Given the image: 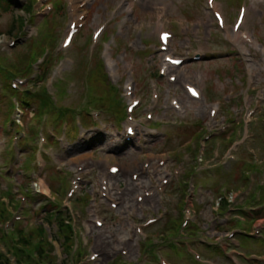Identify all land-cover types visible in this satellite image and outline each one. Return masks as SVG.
Here are the masks:
<instances>
[{
    "label": "rangeland",
    "instance_id": "obj_1",
    "mask_svg": "<svg viewBox=\"0 0 264 264\" xmlns=\"http://www.w3.org/2000/svg\"><path fill=\"white\" fill-rule=\"evenodd\" d=\"M37 1L38 2L34 5L31 17H29V15H23L21 11L27 3V0H10L12 3L10 10L5 12L2 10L0 11V48L1 42L12 40L19 36L16 35L13 38V36L7 34L8 25L15 16H22L27 25L25 31H23L19 38L23 43L28 40V37H26L28 27H30L28 25L31 24L32 19L37 17L36 12L40 11L45 7L46 3L50 2L45 0ZM60 1L65 2L66 0ZM60 1L53 0L54 12L51 14V19L54 18L56 20L59 18V10L63 8V4ZM82 1L84 0H76L77 3ZM124 1L126 0H90V4L86 5L84 9L81 10V12L88 13L87 26L76 40L73 48L65 53L60 52L59 46L64 36V30L70 21V17L67 16L65 11H62L60 14L61 24L55 30V49L52 51L50 50V56H58L57 59H59V61H53V64L57 62L47 77L48 83L57 84L61 81L63 82L65 90L67 89L66 95L56 102L57 108L62 110H74V108L77 109L81 106L82 102L85 107L90 101L93 108H98L97 110L102 111V120L107 124V130H103L105 132L93 142L90 148L87 142L77 141L78 134L76 137L70 138L68 142L61 143L57 146L56 155L59 157L58 159L62 166V170L65 172H74L78 167L83 165L90 166L89 171H92L91 175L88 177L90 181L88 180L86 183L82 184V192L87 194L99 189V173L103 169L101 168L102 166H106L108 163V165H117L121 169V173L111 179V184L115 187H120V190L123 192L120 196V202L118 203L119 207L115 213L108 216L107 226L99 230L96 235L93 236V248L100 253L97 264L111 263L117 256H120L119 249L122 248V241L127 239L128 234L125 225L118 220L119 215L124 213L128 214L131 209L136 208L135 198L142 193L141 187L150 183V180H144L145 178H141L138 182H132L130 180V175L138 172L143 161L142 159L150 158L153 165H155L156 161L160 158H170L163 170V175L167 174L170 177L171 184L161 197L149 200L148 203H146V207L150 213L154 212L155 215L157 212H163L165 218L169 214L175 217L179 210H177L175 205L179 201L180 189H182L184 183L183 179H181L178 184L173 177L171 178L170 173L174 167H176L178 171H181V173L191 167L189 165V160L181 158V154L185 151L186 145H191L193 148L195 147L191 137L185 139L184 133L182 134L183 130L193 131L196 129L200 130L201 127H213L216 121L212 122L207 118V110L210 106L209 104H212L215 100L222 105L223 109L218 123H221L223 120H228V118H238L239 116H237V114L242 112V108L237 107L233 103V97L239 96L241 89L244 87V65L240 61V55L232 52L234 51L232 48L235 47L229 45L225 41V35L219 32L204 0H138L133 7L131 15H119L114 19V13H112V11ZM218 1L223 7L226 20L231 24L237 12L239 5L238 1L242 3V0ZM245 1L248 10L245 30H249L256 36L255 40L258 45L264 46V0ZM160 14L164 16V29L171 30L174 33V40L171 42V50L176 51L177 56L187 58L195 53L204 52L207 54V57L200 63L202 67L201 70H198L200 65L191 64L186 61V64L177 71L179 82L177 81L175 85H169L166 81L159 83L161 86L162 98L165 102L168 96H179L182 111L178 113L172 111L165 112L163 110L165 102L162 101L154 119L157 120V123L158 119L159 121H167V119L170 118L169 113H173V119L178 120V122H186L184 126L181 125L180 127L182 128L175 127L176 129H169L170 133L167 135L161 133L160 136L148 146H142L141 143L137 141L134 142L133 145L128 146L125 145L121 139L123 124L122 121L119 120L120 114L118 112L122 110V105L117 103L118 100L110 103V106H108V103H101L99 96L101 94L105 95L106 89H102L99 86L98 88H93L92 95L89 96V98L87 97L89 95L87 93L89 84L87 85V83L89 82L84 77L89 75L91 70H93L94 58L91 59V53H93L92 47L90 46L88 49L86 43H88L87 39L92 30L104 23V21L114 19L105 34L106 39H108L105 44V49H109L110 47L108 51L117 64L116 68H114L116 77L112 79L113 83L110 82L117 89L118 97L123 105L125 102L123 99L122 85L129 77H134L136 80V95L147 100L149 85L147 76L156 72L162 57V54L157 53L156 37L153 36L154 33H157L155 29V19ZM56 26L57 24H55V27ZM17 45L13 48V52H16L15 54L24 50V47H17ZM251 50V65L254 68L255 82L261 81V78H263L262 81H264L261 72L262 67H260V51L258 47ZM95 53L94 51V54ZM98 54L102 57L100 51ZM69 58L72 60V63L66 62ZM29 62L30 61L27 59L26 64ZM11 63H13V58L10 53L8 57H4V59L0 58V82H2V79L5 80L6 77L12 73L9 69V64ZM34 70L37 74L43 71L41 66L38 67V64L34 65ZM82 75L84 76L82 77ZM142 77H144L143 82H141ZM192 81L197 82L204 93V99L200 102H195L186 98L180 84ZM29 82L30 83L20 88L22 94L27 93L28 95H32L30 90H32L33 86H35L33 91H37L39 83H37L35 79H29ZM48 83L47 88L52 95L55 89L53 86L48 85ZM26 90H28L29 93L25 92ZM108 94L112 97L110 88L108 89ZM13 95L14 94L11 92L2 95L3 102L6 103L7 108H9L8 102ZM84 95L86 97L85 99ZM33 96L36 98L35 94ZM148 101L149 100L146 102ZM79 110L80 108L72 112L70 116L65 118L62 117V121L54 120L56 118L55 114L53 112H48L44 117H37L33 125H35L41 133H45L49 127L58 132L59 126L61 127L62 125L68 127L69 133H73L72 125L75 123V120H86L84 115L77 113ZM141 113H143V111ZM30 116L32 115L29 114L27 117L30 118ZM33 130V127H28L27 132L30 140H32L33 137ZM91 135H95V130L90 131L87 136L90 137ZM9 139L10 134L4 131L0 125L1 175L4 165L7 164V161L10 159L9 156L6 157L9 151ZM257 143L259 142H256L255 145L261 147V144ZM170 146L175 147V153H180V159L173 158L175 153L170 150ZM28 147V144H24L22 148L23 153L26 154ZM32 155L33 151L29 153V157L26 161L27 166L31 164ZM190 157H192V155H190ZM261 159H264V154L261 155ZM47 162L46 159V163ZM65 172L62 174L58 173V175L55 176L56 182L65 180ZM50 174L53 175V172ZM12 178L19 181L24 179V177L18 176L17 169ZM42 178L45 180L48 187H50L49 181L51 177L45 174L42 175ZM4 182L5 179H0V190L4 188ZM218 183L222 184L224 188V185L227 184L226 187L230 191L232 197L235 193L240 191L239 189L235 190L236 185L232 183L231 177L226 180L224 184L222 182ZM157 184V181H154L152 186ZM171 186L176 189L173 193L170 192ZM178 186L181 188L177 189ZM224 188L220 191H224ZM209 193L210 192L207 194ZM213 198L214 196H207L201 199L202 203H205V206L201 209L200 216H198L201 223L196 219V224H198L202 230L205 229L202 222L212 219L213 213H211L212 207L210 205ZM42 203L43 200H30L28 214L31 216V219L28 223L34 226L41 223L39 218L44 212L37 215L34 209L40 207ZM149 203H151L150 207L148 205ZM162 222L159 224L160 226ZM159 229L161 228L159 227ZM155 233H157V231ZM113 234L118 238L117 241L111 238ZM158 235L160 234L158 233ZM262 243L264 244V242ZM173 248L175 255L172 261L182 260L184 264H195L184 247L176 248L173 246ZM130 254L129 260H135L136 252L133 244L130 245ZM160 256L168 259L165 253H161Z\"/></svg>",
    "mask_w": 264,
    "mask_h": 264
},
{
    "label": "trees",
    "instance_id": "obj_2",
    "mask_svg": "<svg viewBox=\"0 0 264 264\" xmlns=\"http://www.w3.org/2000/svg\"><path fill=\"white\" fill-rule=\"evenodd\" d=\"M10 6V3L8 0H0V7L4 10L7 11V8ZM30 10V5H26L22 11L24 14H26L28 11ZM59 12L61 13V8L59 10ZM60 15V14H59ZM23 25V18L22 16H15L12 18V21L9 23L8 25V31L7 34L11 35V36H16L19 32L20 29ZM46 32L47 34L37 43L33 42L28 44L25 48L24 51L20 52L19 55H17L16 57V61L17 63L15 65H10L9 69L12 72L11 74H21V75H26L29 72V68L26 65V60L28 59L29 61H31V54L32 53H39L42 50L43 45H45L47 42H49L50 40H52L53 36H54V32H55V28L53 26L52 23L48 22V26L46 28ZM47 66V63L45 65V67ZM88 78V81L90 82L89 85L92 88H98V86L102 89H107L108 88V82L106 79V75L103 71V67L101 62L94 61V67L93 70H91V72L89 73V75L86 76ZM107 92H105V95L103 94V96H106ZM38 97H40V99L42 98V100H45V102L47 101L44 97V94L42 93V90L40 89L39 93L37 94ZM29 101L31 100H25L24 104L29 106ZM1 102H3V99H1ZM224 199L222 200L221 203V207H224ZM0 210L2 209V203L0 202ZM50 214L49 212H47L43 219L44 221H48L50 218ZM59 221V227H60V232L63 233H68V228L65 227L62 222L58 219ZM174 224H170L169 222H167L165 224V228H169L170 226H172ZM41 234V227L29 230L27 234H22L20 232V240L22 243H28L29 238H32L34 236H40ZM42 245L47 246L46 243H42ZM41 254L40 253V258H41ZM45 260V258L42 257V260Z\"/></svg>",
    "mask_w": 264,
    "mask_h": 264
},
{
    "label": "bare ground",
    "instance_id": "obj_3",
    "mask_svg": "<svg viewBox=\"0 0 264 264\" xmlns=\"http://www.w3.org/2000/svg\"><path fill=\"white\" fill-rule=\"evenodd\" d=\"M70 1H72V0H70ZM72 10H73L72 17H73V19H75L76 18L77 9H76V6L74 4H73V7H72ZM42 189L47 191V189L43 185H42Z\"/></svg>",
    "mask_w": 264,
    "mask_h": 264
}]
</instances>
